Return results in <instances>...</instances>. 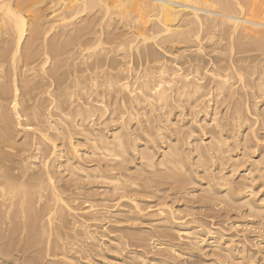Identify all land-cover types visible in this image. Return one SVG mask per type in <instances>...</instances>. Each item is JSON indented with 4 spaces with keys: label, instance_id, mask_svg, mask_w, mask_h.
Returning a JSON list of instances; mask_svg holds the SVG:
<instances>
[{
    "label": "bare ground",
    "instance_id": "bare-ground-1",
    "mask_svg": "<svg viewBox=\"0 0 264 264\" xmlns=\"http://www.w3.org/2000/svg\"><path fill=\"white\" fill-rule=\"evenodd\" d=\"M260 1L261 0H58L57 2L55 0V2H52V0H50L46 2V0H0V227L2 228L7 223H9V226L12 225L11 235L16 233L18 227H23L22 229L24 232L26 231V235H24L26 237L24 244L30 246L35 242L37 243L36 245H38V243H41L44 236H48V234L45 233L46 229L54 234L53 231H57L60 228L63 229L65 225L69 226L67 228L71 231V235H69V237H64L66 239H62V236H60L62 240L55 236L58 239L56 238L53 242L56 251L60 253L56 252L55 254H50L51 252L49 253L48 247L50 243L48 246H45V251L43 253V255L45 254L44 259L50 258V260H48L49 262H46V264H72V256L69 257L70 255L68 256V254L73 251H77L78 254H84L85 259L91 257V253L97 252L100 254L103 247L95 234L97 232V227L94 228L96 232L91 231L89 228L91 226H97L104 215L102 216L100 210H95L94 204L91 203L97 201L103 204V202L108 201L119 207L120 201L125 199L123 195H125V190L128 188V185L126 186L128 182L126 181L125 184L121 182V175H105L104 169L105 167L108 168V165H103L102 163L105 162L108 157H112L111 160L113 161H117L113 158H119L118 161H120V159L123 161L126 159V156L131 155L128 150L130 146L135 147L136 141L132 142V138L128 135L130 133H127L130 128H126L129 123H131L130 121L134 120V116L135 120H137V115H144L145 122L149 126L151 123H154L152 122L151 115L154 112L160 111V114L159 112L157 114V118L161 115L162 118L159 119L164 120L163 123L166 122L171 124L170 118L172 117H170V114L172 110L183 112L182 105H179V103H182L190 109L192 119L189 122L192 121V123H195L199 114H205L207 112L205 109L210 107V105H208L209 103L213 101L212 104L216 114L219 106L227 99L232 98L238 89L241 91H253L255 96L254 99L264 97V57L262 59L259 58L262 54L259 56H257V54L256 56L254 54V56L251 54L249 56L245 55L250 50L245 48V42H243L246 41L249 36H254L256 33H258V35H260L259 33H264V1H262L263 3ZM51 3L53 5H51ZM45 5L50 7L47 8ZM100 7L104 9V13L102 10V13H97L100 11ZM43 8L48 10V14ZM112 8L118 10L120 13L118 11L114 13L113 10H110ZM86 10L89 11V13H82ZM44 12L46 15L43 14ZM122 13L125 15L123 16ZM71 18L75 19H73L74 22L67 25L66 21L69 19V22ZM123 20L127 22L126 24L123 23L124 26L121 23ZM118 26L122 28V32H118V30L120 31V29L117 28ZM50 34L51 38L48 39V35ZM263 36L262 34V37ZM258 37L259 36H257V38ZM260 38L254 42L260 41ZM262 42H260V44H262ZM207 48L209 52L206 54L205 49ZM260 48L261 47H259V49ZM262 50H264L263 47ZM254 51L259 54V50ZM262 52L264 53V51ZM185 53L189 54V58H184ZM210 53L213 54V57L212 59H207ZM66 54L69 55L68 58L72 57L70 55H76V60L79 64V66L77 65L78 70L73 71L74 75L72 73L71 78L67 77L65 74L58 75V71L56 70L59 69L57 67L60 65L62 66V64H60L61 57ZM235 55L241 56L235 57ZM132 56L135 57L136 67L138 68L136 72L135 70L133 71L130 65L131 58H133ZM182 56L183 59L179 62ZM37 64H40L39 71L36 69ZM209 64V69L205 71V67L209 66ZM68 78L71 80L69 81ZM80 79L84 84L80 83ZM132 79L134 80L133 83H131ZM67 80L69 83H71V81L73 82L71 86L73 85L72 87L76 89L75 92L70 91L73 90V88L68 89L69 87L67 86L66 88L63 87L64 89L62 88V86H65L63 84H65ZM85 84L88 85V88H86L87 85L84 86ZM54 89L57 91L59 89V92L57 93L55 91V94ZM252 89H255V91ZM115 95L123 96L119 98L122 100V102H120L121 100L119 101L122 107H125V103H128L131 105V110L134 108L132 104L138 106L140 110L134 113L135 110L130 111L122 108L124 109L122 111L118 106L120 109H117V115L115 114L117 117L112 121H116L115 123L118 122V124L116 126V124L110 123V125H114L110 127L116 126L119 131L115 130L110 136H106V133L103 134L102 130L97 127L99 126L103 129L104 126L102 124L105 123H103L101 119L103 116L105 117L103 113L107 112L105 111L107 108L104 107L106 108L104 109L103 106H108L109 102L104 103L105 99H103V97L109 98L112 96L113 100L116 99V102H118L117 98H114ZM205 99H207L208 104L205 102L207 106L203 105L204 101H206ZM151 100L156 102L154 104L157 105L156 108H154V102L152 103ZM257 104L256 100L254 106L256 107ZM115 110L116 109H113L112 111ZM214 111L212 110V113H214ZM230 111L233 114L231 116H234L236 119L235 121L239 123L238 127H235L238 128L237 130H240L239 125H243L244 118L240 119L239 117V115H241L239 106L235 104ZM111 115L115 116L114 113H111ZM111 115L109 116L110 118H107L108 120L110 119V121L113 118ZM216 115H218V112ZM124 116L128 117L127 121H125ZM261 116L264 118V109ZM53 117L55 119H53ZM213 118L211 119L212 121L210 120V123L214 128L213 134L216 133L217 136L214 138L211 137L206 146H203V144L202 147L198 145L200 144V142H197L199 140H194L193 145L198 155L196 156L198 157V162H196L203 166V168H209L207 165V161L210 159L209 151H212L211 157H216L218 160H216L219 166L217 167L218 172L216 174H221V176L219 175L221 178L218 179H222L223 183L208 185L207 189H209V193L208 191L207 193L209 195L210 192L211 194L213 192L219 196L220 192L216 190L217 187L223 185L226 188L227 186V192L225 191L223 198L229 204V207H235V205H237L238 208L239 203L241 206L244 205L248 207L249 211L247 212L249 214L252 213V216H254V214H256V216L260 215L261 218V213L264 212V202L262 203L263 205L258 206L259 204H255L256 201H254L255 203L253 202L254 198L251 200L252 195L255 193L252 189V191L249 190L245 192L248 195L246 198L251 196L250 199H245L243 196L242 198L238 197L240 193H244L245 189L248 190L253 185L246 184L243 191L241 188L239 191V187H236L238 192H240L238 196L237 190L235 192V189L231 188V181L229 182V178L236 175L240 163H238L236 155L233 156L230 154L231 148L226 142L228 138L226 139L222 135L224 124H221L217 116L215 118L218 120ZM193 120L195 122H193ZM204 120L202 122H204ZM221 121H224V119ZM232 121L233 120H231V122ZM158 122L160 121L157 120L155 123L158 124ZM228 125H231V123L226 124V126ZM192 126L191 130L188 131L189 134L187 138L181 136L179 132L176 133L178 135L174 143L171 141V144L169 143V145H167L168 147H164L165 149L163 150L162 156L160 154L162 158L158 163L154 161L155 158H153V156L155 154L151 153L150 149H152V147L154 148L157 143H163L160 142L162 140L160 137L161 135L159 136V134H157L158 129L162 126H158V129L155 127L157 130L156 135H154L155 139L149 138L150 140L148 141L144 138L148 143L146 142L147 144L144 145V150L140 156V159L143 161V166L149 169H153L157 165L163 166V170H158V173L155 172L158 176L162 175V177L160 176L161 180L162 178H166L170 180V182L172 180L173 184H181L189 181L192 183L193 179L189 167L191 165H187V162H189L187 161L188 157L185 156L184 151H182L184 148H182L183 143L187 142L185 139H188V137L192 138L194 133L196 134V132L201 131V125L199 126L200 129L194 128L197 125L194 127ZM262 126L264 129V120ZM125 129L127 131H125ZM224 134L225 136L227 135L226 133ZM18 135L20 136L18 137ZM158 137H160V139H158ZM168 137L166 136L167 139H165L169 140V138H171ZM57 142H59V144H57ZM244 142L246 143V141ZM81 143L85 146H89V149L83 153H79V145L82 146ZM245 147H247L246 144ZM249 154L251 155V153ZM243 155L239 158L243 159L245 154ZM250 157L251 156H249V161L251 159ZM84 158L93 159L95 163L94 167L91 168V166H88V168H85L87 165L85 167L83 166V162L85 161ZM33 161H37V172L32 170V165L35 163ZM225 161L228 163L229 161H231V163L233 162L228 166V171V167H225L227 165L223 166V164L226 163ZM249 161L247 160V162ZM252 162L253 164L250 163V165L252 164L251 169L248 168L249 172L243 174L249 176L259 175V180H261L260 175L264 176V166L259 162L258 164L263 167L261 169H254L255 161ZM262 162L264 164V160H262ZM243 164L245 163L243 162ZM222 166L226 168L227 173H224L225 169H223ZM91 171L94 175H91ZM180 171L183 174H181ZM255 171H259L260 173L254 174L256 173ZM179 173L183 176H180ZM227 174L230 176H222ZM160 177L158 179H160ZM216 179L217 178H215V180ZM212 180H214V178ZM256 180L258 181V179ZM61 181H64L65 185L61 184L63 183ZM91 181H100L99 184L104 185L102 188L106 187L103 193L110 194L112 198L110 200L106 198L97 200L95 198L96 200H94L92 197H89L88 200H82L81 202L84 201V204L89 205L83 209L82 213V215L87 217V223L82 222L76 225L73 221H69V217H72V211H74L71 204L76 202L77 199H75V197L74 199H67L68 196L70 198L73 194L68 196H64V194L70 193V188H73V191H80L84 183L87 182L91 184ZM59 183L61 184L60 186ZM93 184H95V182ZM241 185L245 186V184ZM131 186L133 188V186L136 185ZM131 186L129 184V187ZM179 186L180 185H178V187ZM83 189L85 188L82 187V190ZM80 194L82 195L83 193ZM84 194L86 195V193ZM215 194L214 197L216 199ZM81 195H77V197L80 198ZM84 198L85 197H83V199ZM80 199H82V197ZM160 199L158 198V200ZM128 201L130 204H128L126 210H120L116 214L117 216L115 215V224L118 222L124 223L125 221L134 222L140 220L143 216L141 215L143 210L138 202L130 197L127 199V202ZM260 201L261 200L257 202ZM156 213L155 216L158 217L156 223L158 224L155 226H159L161 229V231H159L166 237L172 236L173 231L178 230L179 236L194 238V240L190 239V241L196 242L197 240H195V238H198L197 236L202 233L207 234V232H204L206 229H202V226L196 227L192 232H189L187 229L181 231L182 223L177 222L178 219L176 218L175 212L168 206H161ZM262 217L264 218V216ZM263 218H261V221ZM41 221L45 223L46 229L41 225ZM185 226L183 228H185ZM218 235L220 234H217V236ZM46 237L44 238L46 239ZM221 237L222 235L217 239L222 240L224 236ZM3 238L5 237L0 234V242ZM119 238H113L118 247L115 248L119 253H123V248L120 249L123 242L122 240L120 241ZM227 238L225 239L226 241ZM228 239H230V237ZM46 241H44L45 245H47ZM86 241H88V243ZM231 241L232 239L230 242ZM194 242L191 244L193 245ZM205 242L206 240L204 238H200L195 244L200 243L201 245ZM218 243L221 244V242ZM209 244H211V241H209ZM33 246H35V244ZM172 246L166 247L165 250L174 253ZM198 247L200 246L198 245ZM237 247H239V244ZM115 248L113 250L110 249L114 251ZM217 249L221 251L223 247L222 249L220 247ZM230 249L231 248H229V250ZM9 250L10 249L2 247L0 244V251L4 256L12 252ZM229 250L225 252L228 256H225L228 259H232V256L235 254L233 251L232 254L234 255L230 254L231 252L229 253ZM218 251L217 253H219ZM37 252L34 254L35 257L32 254L33 256L31 255L26 262L22 261L24 262L23 264H45V262L42 263L41 261V253L39 252L38 254ZM223 254L221 256H223ZM38 255L39 257H36ZM9 257L12 256L10 255ZM226 257L224 258L225 260H223L226 263H230ZM244 260L245 259L240 260V263L237 262L239 264H245V262H242ZM232 261L233 260H231V262ZM215 262L217 263L218 261L215 260ZM232 264H234V262H232Z\"/></svg>",
    "mask_w": 264,
    "mask_h": 264
},
{
    "label": "rangeland",
    "instance_id": "rangeland-1",
    "mask_svg": "<svg viewBox=\"0 0 264 264\" xmlns=\"http://www.w3.org/2000/svg\"><path fill=\"white\" fill-rule=\"evenodd\" d=\"M49 1L46 0V2H49ZM56 1L58 2V0H56ZM262 1H264V0H261L260 2H262ZM52 2H55V0H52ZM262 3H260V4H262ZM47 5H50V4H47ZM51 5H53V4L51 3ZM49 7L50 6H48L47 8H49ZM99 10L100 11L97 12V13H102V12L104 13V9H102V7H100ZM101 10H102V12H101ZM110 10H113L114 13H116L115 11H118V10L113 9V8L110 9ZM44 11L48 14V12H47L48 10L44 9ZM86 11H84L82 13H89V11H87V12ZM45 12L43 13L44 15H46ZM113 12H110V13H113ZM122 15L124 16L125 14L122 13ZM73 19L74 18H71L69 22H68V20H69L68 19L66 21V24L67 25L72 24L74 22V20H75V19L74 20ZM121 23L122 24L123 23L126 24L127 22L125 20H123ZM124 24H123V26H124ZM117 28L120 29V31L118 30V32H122L123 31L122 28H120L119 26ZM259 34L260 35H258V33H256V35L254 34V36L247 37V39L248 38L250 39V40L248 39L249 42H248L247 39H246V41H243V42H245L244 43L245 44V48H247L248 50L251 51V52L249 51L245 55L249 56L250 54L251 55L254 54L256 56V54H257V56H259L260 54H262V56L260 55L259 58L262 59L264 57L263 56L264 53L262 52V51H264V50H262V47L264 49V43H263L264 42L263 41L264 40V36L262 37V34L264 35V33H259ZM257 36H259L258 38L261 37L259 39L260 41L254 42L255 40H258ZM254 37H256V38H254ZM50 38H51V34L48 35V39H50ZM261 39H263V40H261ZM260 42H262V44H260ZM258 44H259V47H261L260 49L258 47ZM254 50H259V54H258V52L254 51ZM205 52L207 54L209 52V49L208 48L205 49ZM70 56H72L73 58L72 57L68 58L69 55H67V54L63 55L61 57V62H62V60H63V62L62 63L60 62V64H62V66L60 65L59 67H57L59 69H56L58 71V73H57L58 75L65 74L67 77L71 78L73 71L78 70L77 69V65L79 66V64H78V61L76 60L77 56L76 55H74V56L70 55ZM240 56L241 55H235V57H240ZM212 57H213V54L210 53L208 55L207 59L208 58L212 59ZM184 58L185 59L189 58V54L185 53L184 54ZM181 59H183V56H182V58H180L179 62L181 61ZM130 65L132 66L133 71L134 70H135V72L138 71L137 70L138 68L136 67L137 65H136V62H135V57L131 58V64ZM37 66H36V69L39 71L40 70L39 69L40 68V64H37ZM209 67H210V64H209V66L205 67V71L208 70ZM73 75H74V73H73ZM132 77H133V75H132ZM70 78H68L69 81L71 80ZM69 81L67 80V82L65 84H63L65 86H62V88L63 87L66 88V86H67V87H69L68 89H70V88L72 89L73 85L71 86V84L73 82L71 81V83H69ZM133 81L134 80L132 79L131 83H133ZM80 83L84 84V82L81 79H80ZM86 85L87 84H85L84 86H86ZM84 86H81V87H84ZM86 88H88V85L86 86ZM52 90H53V87H52ZM75 90L76 89L73 88V90H70V91L75 92ZM252 90L255 91V89H252ZM55 91L58 93L59 89H58V91L56 89H54V93H55ZM253 93H254L253 91H249V90L241 91L240 89H238V91L236 92V94L232 98L227 99L221 106H219V108L216 111V114L218 112V115L215 114L214 107H213V104H212L213 101L208 104L207 103V99H205L206 101H204L203 105L207 106V104H208V105H210V107L208 109H205L207 111L206 112L207 114L206 113L205 114H199V116L196 118L197 120L194 119L196 122L193 120V122H195V123H192V121L189 122L192 119L191 115H190V109L185 104L179 103V105L181 104L182 107H183V112L182 111H177V110L176 111L172 110V113L170 114V117H172V118H170L171 122H172L171 124H173L175 127L173 125L169 124V123H166V122H164L165 123L164 124L163 123L164 120L159 119V118H162L161 115L157 118L158 112L160 114V111H158V110H157L158 112H156V113L154 112L151 115V119L153 120L152 122L155 123L158 120V121H160V122H158V124L151 123L148 126L146 124V122H145L144 115L143 116H142V114L137 115V120H135V116H134L133 117L134 120L130 121L131 123H129V125L126 128V129L130 128V129L128 131L125 129V131H127V133L128 132L130 133L128 135L132 138V142L136 141L135 142V147H133V146L131 147L130 146V148L128 150L129 154H131V155L126 156L127 160L124 158L125 160H123V161H122V159H120V161H118L119 158H116V159L113 158L114 160H117V161H113V160H111L112 157H110V158L108 157V158H106L105 162L102 163L103 165H108V168L105 167V169H104L105 170L104 171L105 175H121L122 176V177H120L121 182H123L124 184H125L126 181L128 182V184H126V186L128 185V188L125 190V192H126V193H124L125 195H123L125 197V199L120 201V203H119L120 206L119 207H118V205L115 206L114 203L108 202V201L103 202L104 205L102 204V202L100 203V202H97V201H95V203L94 202L91 203V204H94V208H96L95 210H97V211L100 210V212L102 213V216L104 215L103 219H101L98 222V224L100 223L99 226L97 224V226H94V227L91 226L92 228L91 227L89 228L91 231L96 232L94 228L97 227L96 228L97 232L95 234L97 235V238L99 239L100 243L102 244V247H103L102 249L103 250H102V252H100V254L97 253V252L91 253L92 256L87 258V259H85L84 254L82 255V253L78 254L77 251H73L74 253L70 252L68 254V256L69 255H70L69 257L72 256V261H71L72 264H218V263H220V264H230L231 263L232 264V262H234V264H235V262H236V264H239L241 262L240 260H243V259H245V260L242 261V262H245V264H264V239H263L264 238V220H263L264 218L262 217V216H264V212L261 213V215H262L261 218H263L262 221H261L260 215L256 216V214H254V216H252V213L249 214L247 212V211H249L247 206H244V205L241 206V204L238 203V208H237V205H235V207L234 206H232V207L230 206L229 207V204L223 198V195H225V191L227 192V186L225 188L223 185L222 186L219 185V187H217V189H216V190H218V192H220L219 196H218V194L216 195L213 192L211 194V192H210V194H209L210 197H209V195H208L209 189H207L208 185H218V183L219 184H221V182L223 183L222 179L221 180L218 179V178H221V177H219V175L221 176V174H219V173H218L219 175L216 174L218 172L217 167H219L218 166V162H217L218 160H217L216 157H214L216 159L211 157L212 156V151L211 152L209 151V154H210L209 158L210 159H208L207 165L209 166L210 169L208 167L207 168H205V167L203 168V166H201V165H199L197 163L198 162V160H197L198 157H196V156H198V155H197V151H195L196 148L193 146L194 145V140H196V141L199 140V141H197L198 143L200 142V144H198V145H200L202 147V144H203V146L207 145V143L209 142L208 140H210L211 137L212 138L216 137L217 134L216 133L213 134L214 133V128H213V125L210 122L212 121L211 119L213 117H214L213 119H215V120L220 119L219 121L221 122V124H224L223 125L224 127L222 128V131H223L222 135H223L224 138H226V139L228 138L226 142L228 143V145L231 148L230 149V154H232L233 156L236 155V159L238 158V163H240L239 165L241 166V167L239 166V168H238V170L236 172V175L231 176L230 177L231 179L229 178V182L231 181V188H234L235 192H236L238 187H239L238 188L239 191L241 189L243 191L244 188L246 187V184H252L253 186L250 189H248V190L245 189L246 191L244 190V193L243 192L240 193L237 190V196H238V193H240V196H238V197L242 198V196H243L245 199H250L251 196L246 198L248 195L245 192H247L249 190L250 191L253 190V192H255V193L252 195V197H251L252 199L251 200H253V198H254L253 202L256 201V203L254 202L256 205H258V204H259L258 206L263 205L262 203L264 202L263 201L264 200L263 199V197H264V185H263L264 184L263 183L264 179H262V178H264V176L260 175V179L261 180H259V177H258L259 175H251L252 177L249 176V175H245V174H247L249 172L248 168L251 169V165L253 164L252 161H255V168L254 169H259V168L261 169L264 166V164L262 162V160H264V156H263L264 155V129H263V126H262L264 118H263V116H261V113L263 112V109H264V107H263L264 106V99H263L264 97L263 98L260 97V98L254 99L255 96H254ZM116 96L117 95H115L114 98H117L118 102H116V99L113 100L112 96L109 97L110 99L107 98V97H105V98L103 97V99H105V101H106V102L104 101V103H108V102L110 103L111 102V98H112V102L110 103L111 105L108 103V106L110 105L111 108H110V106L109 107L108 106H103V108L106 107L108 109L107 110L106 108H104V109H106L105 111H107V112H105L106 114L103 113L105 115V117L103 116L102 119H101L103 121V123L105 122L104 124H102L104 126L103 129H102V127L97 126L100 130H102L103 134L106 133L105 134L106 136H110L111 133L113 131H115V130L119 131L118 127H116L118 122L117 123H115L116 121L112 122L117 117L116 116L117 115V109L121 108L122 111L124 110L122 108H125V110L128 109L130 111H134L135 110L134 113L138 112V110H140L139 107L138 106H134V104H132L133 107H134L133 110H131V107H130L131 105H129L128 103H125L127 108H126V106L122 107V104L120 103V102H122V100L119 99V98L123 97V96L122 95L121 96L118 95L117 97ZM106 99H109V100H106ZM258 99H261V100H258ZM256 100H257L258 104L255 107L254 105L256 103ZM153 102L154 101H152V103ZM205 102L207 104H205ZM112 103H115V104H112ZM116 103L119 104V105H117ZM155 103L156 102L153 103V106H155L154 108L157 107V105H154ZM235 104H237V106H239V108H240V112H241L240 113L241 115H239L240 119L244 118L243 119L244 120V123H243L244 127H243V125L242 126L239 125L240 126L239 127L240 130H237L238 128H236V127H238L239 123H237V121H235L236 119L234 118V116H231L233 114L230 111L231 108H233ZM103 105H107V104H103ZM112 105H115V106L117 105V106L115 107V106H112ZM118 106L120 108H118ZM101 107L102 106L100 105V108ZM112 108L116 109V110L112 111L113 110ZM109 109H112V110H109ZM212 110L214 111V113H212ZM109 112H111L112 114L114 113V115L115 114L116 115L113 116ZM230 112H231V114H230ZM139 113H140V111H139ZM109 114L113 117L111 121H110V119L109 120L107 119L110 116ZM216 116H217L218 119L215 118ZM149 117H150V115H149ZM53 119H55V118L53 117ZM124 119H125V121H127L128 117L124 116ZM222 119H224V121H221ZM203 120H204V122H202ZM231 120H233V121L231 122ZM110 123H114V125L116 124V126L115 127H110V126L113 125V124L110 125ZM229 123H231L232 126L231 125L226 126V124H229ZM139 124H141V125H139ZM188 124H190V125H188ZM208 124H210V125H208ZM102 125H100V126H102ZM156 125H158L159 127L160 126H162V127L160 129H158L157 128L158 126H156ZM195 125H197V126H195ZM106 126L109 127V128H107ZM138 126H139V129H138ZM142 126H143V128H142ZM191 126L192 127L195 126L194 128H196V129H200L201 128V131H202V132L198 131V132H196V134L194 133L195 135L193 134L194 137L192 136V138L188 137V139H185V141H187V142L183 143V146H182V148L184 147L182 149V151H184V153H185L184 155L188 157L187 161H189V162H187V165L188 166L191 165L189 167H190L191 175H192V179H193L192 183L190 181L189 182H185L186 184L185 183H181V184L177 183L178 185H180L178 187V185L176 183L173 184V182L171 180V182H172V185H171L170 180H168L166 178H162V180H161L162 175L158 176L157 174H155V172H157L158 170L159 171L163 170L164 169L163 166L157 165L153 169L152 168L149 169L148 167L143 166V164H142L143 161L140 159V156H141L142 151L144 150V147H145L144 145H146L148 143L145 139H147L149 141L150 139L154 138V135H156V133H157V130L155 129V127L158 129V133L157 134H159V136L161 135L160 137H161L162 140H163V137H164V140L160 141L161 143L163 142L164 144L163 143L162 144L157 143L156 146L159 147V148H157L155 146L156 148L152 147V149H150L151 153L155 154L153 156V158H155L154 161H157V163H158V161H160V159L162 158L161 156H162L163 150L165 149L164 147H168L167 145H169V143L171 141H173V143H174V141L176 139V136L178 135L176 133L179 132L181 134V136H184V137L187 138V135L189 134L188 131L191 130ZM199 126H200V128H199ZM207 126H209V127H207ZM105 127H106V129H105ZM151 128H153V129H151ZM141 129H144V130H141ZM148 129H149V131H148ZM104 130H105V132H104ZM152 130H154L155 132L152 131ZM224 133H226L227 135L225 136ZM250 133H252V134H250ZM19 136L20 135H18V137ZM166 136L167 137L169 136L171 138L168 137L169 140H166L167 139ZM172 136H173V138H172ZM160 137H158V139H160ZM131 138H130V140H131ZM237 138H238V140H237ZM244 141H246V143ZM57 144H59V142H57ZM245 144H246L247 147H245ZM81 145L82 146L79 145V148H80L79 149L80 150L79 153H83L84 151L89 149V146H87V145L85 146L83 143H81ZM239 145H241V146H239ZM194 148H195V150H194ZM246 149H247V151H246ZM245 151L247 152V154H246ZM248 152L251 153V155ZM242 153L245 154V157H243V159L242 158L240 159L239 157L243 155ZM160 154H161V156H160ZM249 156H251L250 157L251 158L250 161H249ZM84 159H85V161L83 162L84 163L83 166L85 167L87 165V167H85V168H88V166L89 167L91 166V168L94 167L95 163L93 162L94 161L93 159H91V160H90V158H84ZM247 160L249 162H247ZM33 162H35V163L32 165V170L34 172H37V169H36V167L38 168V164L36 163L37 161H33ZM225 162H224L225 164H223V166L227 165V166H225L226 168L233 163V162L231 163V161H229V163L227 161H225ZM243 162L245 164H243ZM259 162L263 166L258 164ZM250 163H252V164L250 165ZM241 164H243V165H241ZM256 164H257V168H256ZM219 165H220V163H219ZM223 166H222V168L225 169L224 173H227V171L229 170V167L227 168V171H226V168L223 167ZM247 166H249V167H247ZM33 167H34L35 170L33 169ZM252 167H254V166H252ZM206 170H207V173H206ZM246 170H247V172H246ZM181 171H183V170H181ZM181 171H180V173H181ZM255 172L256 173H254V174L260 173L259 171H255ZM92 173L93 172L91 171V175H94ZM243 173H245V174H243ZM181 174H183V173H181ZM181 174H180V176H183ZM184 174H185V172H184ZM205 176H207L208 179ZM222 176L229 177L230 175L227 174V175H222ZM159 177H160V179H158ZM254 177L256 179H258V181ZM146 178H147V180H146ZM213 178H214V180H212ZM215 178H217V179L215 180ZM243 180H245V181H243ZM246 181H247V183H246ZM61 182H63V183H61ZM61 182H60L61 184L65 185L64 181H61ZM94 182H95V184H93ZM60 183H59V186L61 185ZM99 183H100V181L99 182L91 181V184H92L91 185L90 183L86 182L82 186L85 189L82 190V187H81V189H80L81 192L79 190L73 191L72 190L73 188H70V190H71V191H69L70 193H65L64 194V196L65 195L68 196L70 194L75 195V196L71 195L72 198H71V196H70V198L68 196L67 199H74V197H75V199H77L76 202L71 204V207H72V209L74 211H72V215H71L72 217H69L70 218L69 219L70 222L73 221L74 223H76V225H79L80 223L87 221V217L85 215H82V213H83V209L85 207L89 206L88 204H84L83 203L85 200H88L89 197H92L94 200H96V199L99 200L100 198L101 199L106 198V199L110 200L112 198L110 194L103 193L106 187L102 188V186H104V185L103 184L100 185ZM131 183H133V184H131ZM129 184H130V186L131 185H136V186H133V188H132V186L129 187ZM241 184H245V186L241 185ZM254 186H255L256 189L254 188ZM90 188H93V189H90ZM97 189H99V190H97ZM182 189H184V190H182ZM143 190H144V192H143ZM203 191H204V193H203ZM207 191H208V193H207ZM76 192H78V193H76ZM80 193H83L82 194L83 196ZM84 193H86V195ZM205 193H207V194H205ZM214 194L216 196L217 201H216V199L214 197ZM242 194H244V195H242ZM77 195L78 196L81 195L80 198L82 197V199L77 197ZM83 197H85V198L83 199ZM129 197L131 199H135V201L138 202L139 206L143 210L142 213H141V215H143V216L141 217L140 220H137V221H134V222L133 221H129V222L125 221L124 223L123 222H118L119 224L118 223L115 224L116 221L114 222V220H115V218L117 216L116 214L120 210L121 211L122 210H126V208L128 207V204H130L129 201L127 202V199ZM158 198L159 199L161 198V199L158 200ZM209 198H210V200H209ZM82 200H84V201L81 202ZM259 200H261V201L257 202ZM96 203H98V204H96ZM240 203H241V201H240ZM82 204H84V205H82ZM123 206H125V207H123ZM161 206H168L175 212L176 218L179 220V221L177 220V222L178 223H182V227H181L182 229H180L181 231H183V229L184 230L187 229L189 232L190 231L192 232V230L195 229L198 226H200V227L202 226L203 227L202 229H206L204 232H207V234L202 233L199 236L195 235L199 239L200 238H204L206 240V242L204 244H201V245H200V243L195 244L199 240L198 238H195V240H197V241L196 242L193 241L194 244L192 245L191 243H193V242H191L190 239L194 240V238L192 239V238H185L184 236H179L178 232H177L178 230H176V231L174 230L175 232L173 231V234L170 237L164 236L160 232L161 231L160 227L159 226L158 227L155 226L156 224H158V223H156V219L158 217L155 216V213L157 212L158 209L161 208ZM157 207H160V208H157ZM243 207H244V209H243ZM155 210H156V212H155ZM236 211H237V213H236ZM109 213H111V214H109ZM248 215H251V216H248ZM259 218H260V221H259ZM180 219H181V221H180ZM189 222H190V225H189ZM40 223L45 229L47 228L45 223H43L42 221ZM185 223H186V226L188 224L187 228L185 226ZM65 226H64V228L62 227L64 230L61 229V228L60 229L57 228L59 230H57V231L55 230L56 232L53 231L54 234L50 233L49 230H47V229L45 231V229L43 228L45 233L48 234L47 237L44 236V237H46V239L43 237L41 243H38V245H36L37 243L35 242L34 243L35 246H33L34 244L30 245V246H27L26 244H24L25 243V239H26V237L24 235H26V231L24 232V230L22 229L23 227H18L19 230L17 229L16 233L11 235L10 232L12 230V225L9 226V223L5 224L2 227L3 229L0 227V234H2L5 237V238L2 239L0 244L2 245V247H4V248L7 247V249H10L9 251H12V252L11 253L9 252V254L4 256L3 254H1V251H0V254H1V256H0V264H14V263L15 264H20V263L23 264L24 262H22V261L26 262L28 260V258L31 257L32 254L33 255L36 254L37 251H38L37 252L38 254H39V252L41 253L40 256H41L42 263L45 262V264H46V262H49L48 260H50V258H45L44 259L45 254L43 255V253L45 251L44 250L45 246H48L49 243H50V245L48 246L49 247V253L51 252L50 254H52V253L55 254L57 252L55 247H54V243H53L55 241V239L57 237L59 239H61V238L62 239H66L64 237H66V236L69 237V235H71V231L68 230L69 228H67L69 226H66V230H65ZM184 226H185V228H183ZM128 232H130V233H128ZM3 233H5V234L7 233V234L5 235ZM49 233H50V236H49ZM259 233H260V235H259ZM47 234H45V235H47ZM208 234H209V236H208ZM217 234L222 235V237L224 236L223 237L224 239L221 237L222 240L221 239L218 240L217 238L220 237V235L217 236ZM128 235H129V237H128ZM55 236H57V237H55ZM60 236H62V237L60 238ZM11 237H12V239H11ZM23 237H25V238H23ZM119 237H121L122 239L119 238ZM133 237H135V238H133ZM227 237L228 238L230 237V239H228ZM113 238H116V239L119 238L120 241L122 240L123 243L120 242V243H122V246H121L120 249L123 248V253H119V251H116L115 247H117V245L114 242L115 239H113ZM226 238H227V241L225 240ZM6 239H8V240H6ZM231 239H232V241L230 242ZM46 240L48 241V243H47ZM44 241H46L47 245H45ZM209 241H211V244H209ZM217 241L221 242V244L218 243ZM86 242L88 243V241H86ZM229 242L231 243V245H230ZM161 243H163V244H161ZM238 244H239V247H237ZM242 244H243V246H242ZM168 245L169 246L170 245L174 246V247L172 246V249H174V253H172V252L170 253V251H166L165 250L166 247H169ZM198 245L200 247H198ZM217 246L220 247L221 249L223 247V250L220 251L219 249H217L218 248ZM110 248L112 250L115 248V250L112 251ZM229 248H231L232 250L230 249L231 250L230 251ZM124 249H126V250H124ZM214 249H215V252H214ZM42 250H43V252H42ZM228 250H229V253L231 252L230 254H232L233 252L235 254V255L232 254L234 256L231 255L233 257L232 259H230V258L228 259L226 257L228 255L225 252L226 251L228 252ZM217 251L219 253H221V254L217 253ZM14 253H16V254H14ZM49 253H48V255H49ZM57 253H60V252H57ZM223 253H225V254H223ZM212 254H214L215 257ZM222 254H223V256H221ZM10 255L12 257H9ZM42 255H43V258H42ZM224 256L228 259V261H230V263H228V262L226 263L224 261L225 260ZM34 257H35V255H34ZM36 257H39V255L36 256ZM219 258H220V260H219ZM215 260L218 261V262L216 263ZM231 260H233V261L231 262ZM242 264H244V263H242Z\"/></svg>",
    "mask_w": 264,
    "mask_h": 264
}]
</instances>
